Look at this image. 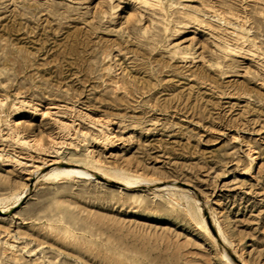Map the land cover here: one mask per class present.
<instances>
[{"label":"rangeland","instance_id":"1","mask_svg":"<svg viewBox=\"0 0 264 264\" xmlns=\"http://www.w3.org/2000/svg\"><path fill=\"white\" fill-rule=\"evenodd\" d=\"M58 159L146 181L38 179ZM19 193L0 264H264V0H0Z\"/></svg>","mask_w":264,"mask_h":264},{"label":"bare ground","instance_id":"2","mask_svg":"<svg viewBox=\"0 0 264 264\" xmlns=\"http://www.w3.org/2000/svg\"><path fill=\"white\" fill-rule=\"evenodd\" d=\"M40 166H37L38 167L37 171H39V170H44V171H40V175L39 176L37 175V176H38V179H42L45 181L59 182V181L70 180V179H91V180L97 181L98 180L96 177L97 174L101 175L102 177H104L110 181H115V182H117V183H119V184H121L127 188L130 187L132 184H138L136 182L146 181L145 179H141V180L136 179L135 180V177H133L132 175H129L125 172H122V171H118V170L109 171L108 169H105L102 166H98L97 164L96 165L95 164L89 165L86 163H77V162H71V161H59V159H58V160H53L50 163H46L45 165L43 163V166H41V167ZM44 168H49V169L45 170ZM150 181H149V183H150ZM157 184H158L157 189L159 191L170 189V190H172L171 192H173V190L174 191L179 190V192H181V193L187 192L185 188L180 187V186L165 185V184L161 185V182H158V181H157ZM33 185H35V184H33ZM170 190H168V191H170ZM183 195H185V194H183ZM25 196H26V193H19V194H16L13 198L11 197L13 199V201H12V204L9 205L10 207L7 206L8 208H6V209L0 207V212L5 213L8 210H10L11 208L17 206ZM11 198H9V200H11ZM7 200H8V198H7ZM2 203H3V201H2ZM201 208L202 207H200V206L198 207V212L201 216V222H202L205 230L208 233H211L210 226L208 225V221L206 219V216L201 215L202 214ZM208 212H209V210H208ZM211 221L213 223V226H214L218 236H219V234L222 235V229H221L220 225L218 223L214 222V220H211Z\"/></svg>","mask_w":264,"mask_h":264},{"label":"water","instance_id":"3","mask_svg":"<svg viewBox=\"0 0 264 264\" xmlns=\"http://www.w3.org/2000/svg\"><path fill=\"white\" fill-rule=\"evenodd\" d=\"M96 177H97L99 180H101V181H103V182H105V183H107V184H110V185H115V186L121 185V184H119V183H117V182H115V181H110V180H108V179L102 177V176L99 175V174H97ZM0 213H2V212H0Z\"/></svg>","mask_w":264,"mask_h":264}]
</instances>
